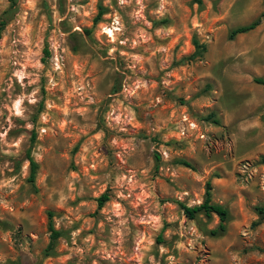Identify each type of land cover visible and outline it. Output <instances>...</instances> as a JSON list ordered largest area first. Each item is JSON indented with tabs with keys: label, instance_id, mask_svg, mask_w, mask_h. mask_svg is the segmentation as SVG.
<instances>
[{
	"label": "rangeland",
	"instance_id": "rangeland-1",
	"mask_svg": "<svg viewBox=\"0 0 264 264\" xmlns=\"http://www.w3.org/2000/svg\"><path fill=\"white\" fill-rule=\"evenodd\" d=\"M263 11L0 0V264H264Z\"/></svg>",
	"mask_w": 264,
	"mask_h": 264
},
{
	"label": "trees",
	"instance_id": "trees-1",
	"mask_svg": "<svg viewBox=\"0 0 264 264\" xmlns=\"http://www.w3.org/2000/svg\"><path fill=\"white\" fill-rule=\"evenodd\" d=\"M261 18H264V11L262 12V14L258 18H256L251 23L234 28L230 32V38H232L237 33L245 32V31H248L250 29H253L255 26H257L260 23ZM2 25H3V22H0V29H1ZM193 44H194L195 48L200 47V44L196 40L193 41ZM255 81L258 83L264 84V78H256ZM214 122H217V121L214 120ZM27 159L30 163L29 180L33 181L37 164L32 159V157L29 155V150L27 151ZM184 164L187 165V163H184ZM210 188H211L210 183H207L205 196H204L203 201L200 204L194 205V206H187V205L181 204L180 206H181L184 214L190 219L194 218L195 213H197V212H202L207 217H209L212 213L216 214L219 218V229L224 230V227H225L224 224H225V221L227 219L228 211L223 205L211 202ZM107 199H108L107 193H102L100 195V197H98V206H101L103 204V202ZM258 212L260 214L264 215L263 210L261 208L258 209ZM49 231H50V234H49V241H48V244L46 247V252H48L54 248V246L57 242V239L61 235V231L55 229L53 227V225L51 224V222L49 224Z\"/></svg>",
	"mask_w": 264,
	"mask_h": 264
},
{
	"label": "bare ground",
	"instance_id": "bare-ground-1",
	"mask_svg": "<svg viewBox=\"0 0 264 264\" xmlns=\"http://www.w3.org/2000/svg\"><path fill=\"white\" fill-rule=\"evenodd\" d=\"M109 33L113 34V29H109ZM15 105H16L18 111H19V101Z\"/></svg>",
	"mask_w": 264,
	"mask_h": 264
}]
</instances>
